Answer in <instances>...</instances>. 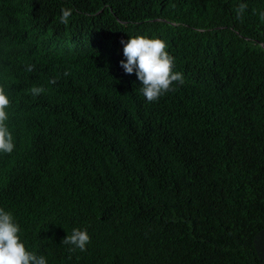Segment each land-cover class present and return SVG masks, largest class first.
Instances as JSON below:
<instances>
[{"label":"trees","instance_id":"16d2710c","mask_svg":"<svg viewBox=\"0 0 264 264\" xmlns=\"http://www.w3.org/2000/svg\"><path fill=\"white\" fill-rule=\"evenodd\" d=\"M75 6L88 12L45 0L39 20L76 33L74 14L60 22ZM261 13L264 0H127L121 20L99 15L116 45L88 42L61 67L36 60L34 105L68 115L38 128L59 123L73 140L49 173L0 197L28 250L47 264H264ZM137 36L163 40L184 77L157 101L120 66L121 41ZM74 228L90 236L83 252L62 242Z\"/></svg>","mask_w":264,"mask_h":264},{"label":"clouds","instance_id":"9594fccd","mask_svg":"<svg viewBox=\"0 0 264 264\" xmlns=\"http://www.w3.org/2000/svg\"><path fill=\"white\" fill-rule=\"evenodd\" d=\"M44 2L0 1V34H5L0 37V197L21 185L37 181L36 174L49 173L47 164L59 159L66 146H72L73 134L59 128V123L54 125L52 133L38 128L49 117L65 121L68 115L55 109L48 117L44 108L34 105V97L44 92V88L37 87L29 77L38 65L36 60L61 67L71 55L77 56L81 49L89 46L88 42L116 45L117 38L99 15L105 13L121 20L127 0H80L88 10L85 16L79 15L78 6L62 8L61 23L67 24L72 14L74 20L80 21L81 27L76 33L66 32L62 25H49L46 20H39V8ZM245 8L246 5H240L238 17ZM260 18L264 21V13ZM121 43L125 59L120 61V66L126 74L135 73L142 84L140 91L148 102L174 91L176 83H184L183 74L173 71L174 57L165 51L163 40L137 36ZM81 117V113H74L77 120L86 119ZM20 142L24 153L15 157ZM21 215L27 220L35 217L31 210H24ZM15 217L22 220L16 211L13 214L0 207V264H47L43 255L26 248L18 235L21 229ZM62 242L74 246L70 251L78 248L83 252L90 243V236L86 229L74 228Z\"/></svg>","mask_w":264,"mask_h":264}]
</instances>
